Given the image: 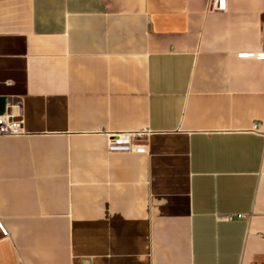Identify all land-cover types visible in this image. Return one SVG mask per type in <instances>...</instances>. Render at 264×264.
<instances>
[{
  "label": "crops",
  "instance_id": "crops-1",
  "mask_svg": "<svg viewBox=\"0 0 264 264\" xmlns=\"http://www.w3.org/2000/svg\"><path fill=\"white\" fill-rule=\"evenodd\" d=\"M208 2L0 0V264H264V0Z\"/></svg>",
  "mask_w": 264,
  "mask_h": 264
},
{
  "label": "built area",
  "instance_id": "built-area-1",
  "mask_svg": "<svg viewBox=\"0 0 264 264\" xmlns=\"http://www.w3.org/2000/svg\"><path fill=\"white\" fill-rule=\"evenodd\" d=\"M226 0H209V11H226ZM240 59H258L264 60V37L263 47L260 51L240 53ZM18 113L11 108L5 114L0 115V136H19L25 134L22 120L18 119ZM251 131L256 134L264 135L260 131V125H253ZM150 130L139 131H120V132H102L107 140V151L110 154H144L149 152L148 138L152 135ZM242 216H239L241 218ZM235 217L228 215L227 221H232ZM0 234L2 238L9 237L10 233L0 217Z\"/></svg>",
  "mask_w": 264,
  "mask_h": 264
},
{
  "label": "water",
  "instance_id": "water-1",
  "mask_svg": "<svg viewBox=\"0 0 264 264\" xmlns=\"http://www.w3.org/2000/svg\"><path fill=\"white\" fill-rule=\"evenodd\" d=\"M7 105V104H6ZM11 108L12 107H14V106H17L15 103L14 104H11V105H9ZM11 109H9V111H10ZM1 114V113H0ZM2 114H3V112H2Z\"/></svg>",
  "mask_w": 264,
  "mask_h": 264
}]
</instances>
